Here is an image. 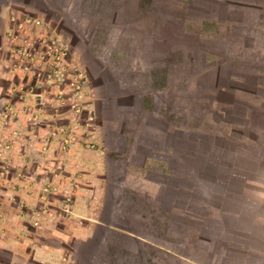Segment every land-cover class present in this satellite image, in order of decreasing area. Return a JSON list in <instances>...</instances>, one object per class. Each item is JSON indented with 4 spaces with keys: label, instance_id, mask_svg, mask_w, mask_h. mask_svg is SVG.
Returning a JSON list of instances; mask_svg holds the SVG:
<instances>
[{
    "label": "crops",
    "instance_id": "crops-1",
    "mask_svg": "<svg viewBox=\"0 0 264 264\" xmlns=\"http://www.w3.org/2000/svg\"><path fill=\"white\" fill-rule=\"evenodd\" d=\"M40 2L0 0V22L12 23L0 29V52L12 48L4 40L39 32L41 16L21 7ZM176 6L168 1L147 32L155 45L145 58L156 55L164 69L137 58L121 68L137 77L118 79L119 96L88 85L96 126L65 147L51 135L63 113L55 95L18 93L14 62L0 71V83H10L2 112L17 126L7 133L13 152L4 179L12 187L0 193V230L8 231L0 247L9 254L0 264H79L82 256L99 264H264V0ZM24 16L32 29L21 35L14 23ZM15 99L31 128L17 120ZM43 187L46 200L36 194ZM33 200L46 211L53 204L63 225L14 238L13 211L32 214ZM22 242L27 254L16 251Z\"/></svg>",
    "mask_w": 264,
    "mask_h": 264
},
{
    "label": "rangeland",
    "instance_id": "rangeland-1",
    "mask_svg": "<svg viewBox=\"0 0 264 264\" xmlns=\"http://www.w3.org/2000/svg\"><path fill=\"white\" fill-rule=\"evenodd\" d=\"M149 1L150 2L145 6L144 3L146 0H45V4L44 2L35 3L30 6V8L21 7V9L26 10L28 13L41 16L43 22L38 29V31H41L38 32V35L45 38L46 44H50V35L54 34L55 37H59L61 42L68 47V51L70 52L68 62H71V58H73L84 77V80L81 82L82 92L80 95L82 97L81 100L85 102L86 98L84 97L87 93L86 89H88V85L93 92L103 93V90H107L119 96L121 83L118 79H125V83L126 81L132 83L137 77L135 72L125 71L121 68L131 67L135 64L137 58L141 57H143L144 61L153 64L156 55L153 58H145L146 54L144 51L149 50L155 45L150 36L151 33L147 34V32L153 31L154 28L157 29L159 27L163 20L162 17L166 15L165 12H167L168 1L177 9V0ZM140 6H142V8H140ZM152 15H155V17H152ZM14 24L15 31L21 35L22 33H27V30L32 29L28 24ZM9 25L12 26V23L4 24L0 22V29L3 30ZM28 38L29 37L23 39L19 37V39H6L4 41L7 45L28 46L29 50L37 51L38 47H30L28 43H26ZM179 52L180 51L177 50V58L182 56V54L179 55ZM32 56L33 55H25L22 53L13 54L9 49H4L0 52V71L6 72L8 66L13 62L21 66L17 71L18 76L15 82L17 84L14 86L15 89L19 87L18 93H24L27 90H31V88H36L34 84L41 81L46 75L47 69L40 73L39 70H37L38 68L34 65L36 60H41L43 64L45 59L41 57L36 59ZM161 63L164 65L162 61L154 64L156 67L159 66L161 69H164ZM154 64L150 65L153 67ZM153 73L154 70L150 73L151 76ZM67 78L66 88L68 89H66V93L70 92L72 89L69 85V82L72 81L70 80L71 74H68ZM72 78L74 80L75 75H72ZM110 79L112 82H110ZM9 84V79L3 76V80L0 83V95L8 92ZM49 88L48 92L50 96L57 93L55 88ZM39 91L40 88H37L31 92L38 93ZM9 101L0 102V127L4 130V135L0 138L6 141L11 140L8 139L7 133L15 130V127H17L13 119H10L6 112H2L9 106ZM72 103V100L67 99L60 103V108L63 111L61 116L62 120L65 121L68 115H70ZM12 104L16 106V118L21 121L19 123L26 128H31L32 123L29 120H23L24 117L19 113L22 110L23 104L19 102L18 99L12 100ZM113 108H115L113 103L105 106V109L108 111ZM86 112H83V115H85ZM0 167H2L1 164ZM6 175L7 172H5L4 176ZM1 182L0 193L8 197V190H10L11 186L5 179H2ZM43 183L44 182L39 183L40 186H44ZM65 184H67V182H65ZM34 189L37 192L38 188ZM1 203L5 206L8 205L5 200ZM15 207L17 206L15 205ZM29 207L32 213L30 215L25 216V212L21 213V211H18V213L17 211H13L15 218L19 216V219L12 223L17 226V229L15 231L9 230V233H11L14 238L22 239L23 235L26 234L31 238L42 235V227H47L51 222H55V224L57 223L59 226L63 225L61 221L62 217H55L54 212L56 211L53 204L50 205L52 216H48L47 219L43 220V223L40 221L41 219L39 216L35 215L38 208L37 204H33ZM27 212L28 211H26V214ZM22 216H24V218ZM23 222L25 224L24 226L21 224ZM37 223H41L40 227L37 226ZM2 229L4 230H0V236L6 238L8 231L5 233L6 229ZM48 240L56 243L54 236L48 237ZM16 251L21 254H27V245L25 242L17 244ZM8 254L9 251L7 248L0 247V260L6 259ZM86 259L87 257L82 256L79 264H99L98 262L90 263ZM26 264L31 263L26 261Z\"/></svg>",
    "mask_w": 264,
    "mask_h": 264
},
{
    "label": "built area",
    "instance_id": "built-area-1",
    "mask_svg": "<svg viewBox=\"0 0 264 264\" xmlns=\"http://www.w3.org/2000/svg\"><path fill=\"white\" fill-rule=\"evenodd\" d=\"M31 22L32 18L24 16L23 22L20 24L29 25ZM50 37V44H46L45 38L41 35H38V32H36L34 37L28 38V40H26V43H28L30 47H38L37 51L29 50L28 46L12 45L10 52L13 54L22 53L25 55H33L32 57L36 59L40 57L44 58L45 60L43 64L41 60H36L34 65L36 68H38L37 70H39L40 73L47 69L46 75L41 81L36 82L34 85L36 88H40L42 94L46 95H50L48 92L50 89L49 87L55 88L57 91L55 94V101L58 103L59 107L60 103H62L64 100H72L73 103L70 109V115H68L65 121L59 119L60 124H55L51 132L53 137H57L64 141L65 147L68 141L77 134L85 135L87 133H91L96 126V118L94 112L87 107L86 101L84 102L81 100V82L84 80V77L80 72L79 66L76 64V62H74L73 58H71V62H68V59L70 58V52L68 51V47L61 42L60 38L55 37L54 34L50 35ZM21 38L25 39L26 37ZM68 74H71L70 80L72 81L69 82V85L72 87V89L70 92L66 93V89H68L66 88ZM72 75H75V82L72 78ZM83 112H86V114L83 115ZM12 146V139L6 141L0 138V164L2 165V167H0V184L2 183V179L5 177V172H7L9 169V161L13 152ZM23 156L27 160L29 159L34 161L35 159L28 153V151L23 153ZM47 191L48 189L43 187L42 190L36 193L37 197L42 199L44 198V200H46L45 198L47 196ZM33 204H37L36 200L32 201V205ZM42 205L40 207L37 205V211L41 212L38 214V216L41 219L40 221L43 223V220L47 219L48 216L51 217L52 214L50 211H46L47 205L45 203ZM40 224L37 223V226L40 227Z\"/></svg>",
    "mask_w": 264,
    "mask_h": 264
},
{
    "label": "trees",
    "instance_id": "trees-1",
    "mask_svg": "<svg viewBox=\"0 0 264 264\" xmlns=\"http://www.w3.org/2000/svg\"><path fill=\"white\" fill-rule=\"evenodd\" d=\"M140 1V0H139ZM142 1V0H141ZM148 2H150L149 0H146V2L144 3V5L146 6L147 4H148ZM141 5H142V3H140ZM144 5H142V6H144ZM142 6H140V8H142ZM144 6V7H145Z\"/></svg>",
    "mask_w": 264,
    "mask_h": 264
}]
</instances>
